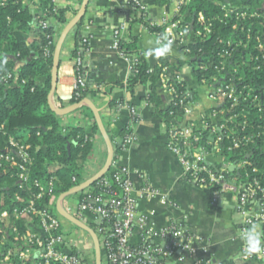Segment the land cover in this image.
Here are the masks:
<instances>
[{
    "label": "built area",
    "instance_id": "obj_1",
    "mask_svg": "<svg viewBox=\"0 0 264 264\" xmlns=\"http://www.w3.org/2000/svg\"><path fill=\"white\" fill-rule=\"evenodd\" d=\"M53 1L56 5L58 0ZM128 1L133 10L147 13V7L142 0ZM192 1L178 0V11ZM223 8L227 10L226 7ZM226 13L228 17L229 14L235 12L227 10ZM235 17L240 20L248 16L245 12H236ZM251 17L257 16L254 14ZM181 20L171 23L165 20L164 22V25L173 29L176 34H170L168 39L163 32H158L157 35L168 40L169 43H174L176 36L185 39L190 34L209 37L212 33V23L207 22L202 13L199 14L198 19L202 29L197 32L193 33L191 25ZM51 22V19L43 20L40 25L43 29H47ZM92 24L88 22L85 28L91 30ZM124 29L125 25H122L114 32V48L117 50L118 40ZM46 36L48 42L44 48V55L51 57L54 55L58 39L55 36ZM90 38L91 35L88 33L84 43L88 45ZM254 38L259 54L254 60L253 68L260 70L264 64V32L256 34ZM250 39L251 33H248V40ZM227 45L231 49L226 50L221 58L232 57L234 51L232 41L228 40ZM237 46L246 47L247 45L239 42ZM187 52L191 53V50L188 49ZM74 64V96L80 98V91L88 85L84 75L81 74V68L84 66L83 56L75 57ZM199 69L207 70V67L200 64ZM215 70L222 79L212 77L210 80L201 81L212 89L213 98H221L225 106L227 103L231 104V109L248 103L258 107L260 112H264V104L260 103L259 97L254 95L251 87L244 86L238 90L235 81L223 75L226 70L225 60H222ZM237 72V70L234 71V73ZM10 78L12 76L8 77ZM14 78L18 79V76ZM162 80L171 95V108L182 107L185 117L190 113L187 98L189 93L181 97L174 87L167 84L165 75H162ZM175 80L182 84L180 77H176ZM228 110L230 109L223 107V110L213 112L199 122L185 124L180 122L178 125H171L167 147L178 159L188 179L209 189L213 204H216L226 192L236 195L237 212L242 225L239 264H248L262 259L264 264V248H260L258 252H249L250 245L243 241L251 230L264 232V185L258 179H251L249 175L242 178L239 170L250 165L249 163L228 161L226 155L223 154L225 124L216 123L215 119L223 114L224 120V115ZM131 112L133 119L127 128L131 131L116 142L122 151L116 160L113 153L110 167L114 168L113 173L110 175L106 173L95 188L89 186L74 194V196L78 195L74 202L70 201L73 195L64 196L66 193L60 195L56 193L58 183L56 176L33 179L30 174L35 163L32 146L24 140L9 138L8 147L0 153V171L9 174L10 178L17 181L19 191H27L31 197L25 198L18 192L13 199L16 205L13 204L12 208H5L0 212V238L5 243L11 242L12 244V248L7 253L8 257L13 258L18 264H96L94 234L101 250V258L107 264H186L189 259L193 261L192 264L211 263L210 260L195 258L194 247L197 236L188 229L185 223H173L165 229H157L139 212L137 193L142 198L154 199L158 196V191L149 182L143 183L138 188L130 176L129 169L122 163L121 155L133 142L132 130L138 121L135 108H132ZM171 114L174 115L173 112ZM244 124L246 126V122ZM204 131L210 132V142L206 146L200 145L204 138ZM0 135H5L3 126H0ZM260 136L261 134L244 136L241 140L234 137L232 145L227 150L231 152L239 149L240 142L254 144L256 138ZM86 140L89 138L86 137ZM97 141V139L92 140L95 143ZM209 157L213 159L210 160ZM233 167H235L234 170H232ZM87 169L88 163L84 174ZM256 171L254 169V172ZM72 183L73 189L86 182L84 178L79 182L74 177ZM59 208L88 230L64 218L59 213ZM75 225L81 228V234L71 229Z\"/></svg>",
    "mask_w": 264,
    "mask_h": 264
},
{
    "label": "trees",
    "instance_id": "obj_2",
    "mask_svg": "<svg viewBox=\"0 0 264 264\" xmlns=\"http://www.w3.org/2000/svg\"><path fill=\"white\" fill-rule=\"evenodd\" d=\"M170 1L157 0V3L161 5ZM223 7L235 13L245 12L248 17L237 20L235 13L226 17L227 10ZM186 11H191V16L183 23L190 24L193 33L202 29L198 20L200 13L204 14L206 21L211 22L213 26L209 37L200 36L188 46L192 57L197 58L190 63L207 67V70L194 71L196 79L199 82L203 79L210 80L212 77L222 79L215 67L225 60L226 70L223 75L235 81L238 90L244 86L251 87L254 95L259 97L260 103L264 104V64L260 70L253 68L254 60L259 54L254 37L264 32V0H193L189 5L183 6L180 13L184 14ZM78 12L79 9L71 6L59 8L53 0H39L38 3L34 0H0V126L4 127L5 132V135H0V153L8 147L10 137L30 144L35 157V163L30 172L31 177L40 179L56 176L58 195L72 189L74 177L79 182L84 178V169L96 148V143L92 140L102 137L91 108L87 107L83 110L92 119L90 129L78 126L66 129L64 132L65 128L60 116L49 106L54 55L51 57L44 55V48L48 42L46 35L55 36L58 39L56 29L67 25L69 16H76ZM130 14L129 31L137 23L147 25L146 12L136 10ZM254 14L257 17L252 18L251 15ZM49 19L52 20L50 26L43 29L40 25L41 21ZM85 22L86 16L74 27L76 45L72 53L73 58L82 55L85 59L88 48V45L84 43L88 34L84 35L82 32ZM165 28L166 26H163L158 31L163 32ZM35 31L40 33L37 34V40L31 42L30 37ZM248 33H251L250 40H248ZM228 40L233 43L232 57L221 58L226 50L231 49L227 45ZM239 42L247 46H237ZM118 50L124 56L134 57L135 62L127 84H115L113 87L126 88L132 96H136L138 89L149 86L150 93L147 98L149 103L156 108L167 126L178 125L180 123L178 119L184 118V109L176 106L170 108L168 112L161 111L159 109L161 98L157 94L162 67L169 65L170 61L164 60L161 67L152 70L141 49L139 37L131 32L128 40H118ZM179 65L181 67L183 64L179 63ZM235 70L238 72L234 73ZM84 72L83 66L81 74L84 75ZM16 75L18 79L14 78ZM9 76L12 78L8 79ZM40 78L45 79L42 85L38 82ZM167 84L174 87L181 97L187 96L188 90L183 83L180 84L173 79L168 80ZM80 94V98L74 96L70 103L78 104L95 95L96 92L88 84L80 91ZM187 98L190 102V97ZM225 108L230 110L224 115L226 134L223 135V154L228 161L249 163L250 165L239 170L242 178L249 175L251 179H258L264 185V112H260L258 107L248 103L234 109H231V104L227 103ZM127 128L119 134H114L105 125L114 149L115 160L122 151L116 142L131 131ZM195 132L197 133L198 130ZM260 134L261 136L256 138L254 144L240 142L239 149L231 152L227 150L232 145L234 137L241 140L244 136ZM86 137L89 140H86ZM209 142L210 132L204 131V138L200 145L206 146ZM208 149L211 150V147L208 146ZM254 169L257 171L254 172ZM113 170L114 168H110L106 175L112 174ZM99 180L94 182L91 188H95ZM18 192L25 198L31 197L29 192L19 191L17 181L10 178L9 174L0 171V212L5 208H12L14 195ZM9 248H12L11 242L3 244L0 264H5L3 262L6 261Z\"/></svg>",
    "mask_w": 264,
    "mask_h": 264
},
{
    "label": "crops",
    "instance_id": "obj_3",
    "mask_svg": "<svg viewBox=\"0 0 264 264\" xmlns=\"http://www.w3.org/2000/svg\"><path fill=\"white\" fill-rule=\"evenodd\" d=\"M38 3L39 0H34ZM83 0H58L57 7L71 6L79 9ZM147 7V25L135 24L130 29L131 8L128 0H91L86 22L82 27L84 35L91 34L84 59V77L93 87L96 94L87 98L97 110L104 123L114 134L126 129L132 119V108L137 112V123L133 126V142L123 151L121 160L129 171L136 186L151 183L158 191L154 199L142 198L139 193V212L143 214L157 229H165L173 223H185L188 229L197 236L195 244V258L210 260V264H239L241 256L242 225L237 212V197L232 192L222 194L216 204H213L209 189L192 182L185 175L178 159L168 149L169 126L156 108L149 103V86L138 89L137 95L132 96L126 88L113 87L115 84L126 85L131 78V67L135 60L132 56H124L114 48V32L122 25L125 29L121 38L129 39V33L139 37L140 46L145 54L149 67L153 70L162 66V61H170L162 67V75L168 80L180 77L186 85L190 102V113L179 122L182 124L199 122L203 117L219 112L225 107L221 98H213V91L207 84L199 82L194 71L199 69L198 64L188 46L198 37L190 34L185 39L176 36L174 43L158 36V29L169 23L182 19L184 22L191 16V11L181 14L178 11V0L159 5L157 0H142ZM74 16H69V22ZM92 22L91 30L85 25ZM65 26L56 29L60 37ZM32 33L31 42L37 40V34ZM166 38L176 32L166 27L163 31ZM59 39V38H58ZM76 45V32L73 28L66 37L61 50V63L57 89L52 97L56 108L63 109L72 106L74 97L75 64L72 53ZM182 63L183 65H179ZM178 67L180 70L177 71ZM157 88L161 98L159 109L168 112L171 108V95L165 88L162 80ZM39 84L45 82L39 79ZM85 104L67 115L60 116L64 128L83 126L90 129L92 119L84 108ZM93 112V111H92ZM216 123H224L223 114L215 119ZM102 136V134H101ZM96 148L84 174L85 182L93 180L106 166L108 147L102 137L97 138ZM209 159H213L209 157ZM252 235L259 241V248H264V232L251 230ZM244 242L249 244L248 236ZM11 264L17 263L13 258L6 256ZM188 260L186 264H192ZM247 264V263H246ZM248 264H263V259Z\"/></svg>",
    "mask_w": 264,
    "mask_h": 264
},
{
    "label": "water",
    "instance_id": "obj_4",
    "mask_svg": "<svg viewBox=\"0 0 264 264\" xmlns=\"http://www.w3.org/2000/svg\"><path fill=\"white\" fill-rule=\"evenodd\" d=\"M91 0H83L82 2V6L79 10V12L77 13L76 16H74V18L67 24V26L65 27L64 31L62 32L61 36L58 39V42L56 44V48H55V52H54V66H53V71H52V87H51V92L49 95V106L51 108V110L53 112H55L57 115L62 116V115H67L77 109H80L83 107V105L87 104L89 105V107L91 108V110L94 113V116L97 120L100 132L106 142V145L108 147V159H107V163L106 166L103 168V170L93 179L90 180L84 184H81L75 188H73L72 190H70L69 192H67L66 194H64V196H69V195H74L79 193L80 191L88 188L89 186H91L94 182H96L97 180H99L100 178H102L110 169L111 167V163L113 160V153H114V149L112 146V143L109 139V136L107 134V131L105 129L104 123L99 115V111L97 110V108L95 107V105L88 99L78 103V104H74L70 107L67 108H63V109H59L56 108L53 103H52V97L57 89V84H58V79H59V67H60V63H61V50L62 47L65 43L66 37L68 36V34L70 33V31L77 25V23L82 20L86 14H87V10L89 7ZM195 61V60H194ZM235 167L232 168V170H234ZM59 213L66 219L74 222L75 224L79 225L80 227L88 230L85 226L81 225L78 221H76L75 219H73L72 217H70L69 215H67L61 208L58 209ZM93 234V233H92ZM93 238H94V242H95V250H96V264H102V258H101V250L98 244V240L96 238V236L93 234Z\"/></svg>",
    "mask_w": 264,
    "mask_h": 264
},
{
    "label": "rangeland",
    "instance_id": "obj_5",
    "mask_svg": "<svg viewBox=\"0 0 264 264\" xmlns=\"http://www.w3.org/2000/svg\"><path fill=\"white\" fill-rule=\"evenodd\" d=\"M76 197H78V195H75V196L73 195V196H71V197H70V201H71V202H74V199H77ZM71 229L74 230V231L77 232V233H80V234L82 233L81 228L78 227V226H76V225L73 226ZM3 244H5V242L2 240V238H0V252L3 251ZM10 249H11V248L8 249V252L10 251ZM102 261H103L102 264H107L106 261H105L104 259H103ZM11 262H12L11 260L7 259V260H6L5 262H3V263H5V264H11Z\"/></svg>",
    "mask_w": 264,
    "mask_h": 264
},
{
    "label": "clouds",
    "instance_id": "obj_6",
    "mask_svg": "<svg viewBox=\"0 0 264 264\" xmlns=\"http://www.w3.org/2000/svg\"><path fill=\"white\" fill-rule=\"evenodd\" d=\"M247 235H248L249 245H250V247L248 248V251L249 252H258L260 250L259 239L256 236L252 235L251 232L247 233Z\"/></svg>",
    "mask_w": 264,
    "mask_h": 264
}]
</instances>
